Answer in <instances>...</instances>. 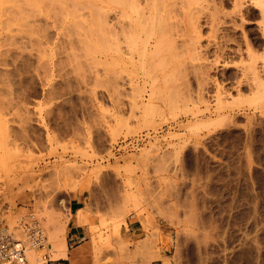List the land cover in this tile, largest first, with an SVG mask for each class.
<instances>
[{
  "label": "rangeland",
  "instance_id": "374dc122",
  "mask_svg": "<svg viewBox=\"0 0 264 264\" xmlns=\"http://www.w3.org/2000/svg\"><path fill=\"white\" fill-rule=\"evenodd\" d=\"M27 1L32 5V0H23L18 6H27ZM222 1L224 9L231 10L232 0ZM255 1L259 2L242 4L245 19L234 31L200 27L196 36L200 45L215 39L221 45L241 46L240 54L226 52L222 57L214 45L204 57L190 56V47L178 40L177 47L162 43L166 52L149 57L151 62H131L126 52L130 47L121 42L120 62L114 66L117 54L107 40V29L92 32L97 40L78 41L76 36L84 31L72 25L49 31L48 42L40 44L31 39L34 32L27 25H20L27 32L16 28L18 43L11 49L15 54L5 50L7 44L0 54V229L17 233L21 218L38 221L46 242L29 247L30 262L57 260L49 257L51 220L66 226L70 196L80 193L85 201L77 216L87 222L90 238L77 249L88 253L90 264H149L161 247L172 254L173 264H264V89L260 83L262 88L255 87L252 94L242 85L237 94L230 85L239 76L236 69L248 65L252 53L259 75L264 64L260 34L264 5L259 6L264 0ZM3 22L1 35L8 32ZM39 55L46 67L37 62ZM204 58L210 60L203 67L210 68L207 72L200 69L205 74L197 68ZM115 67L121 77L118 96L112 87ZM223 87L230 95L219 101L214 96ZM151 94L153 108L143 119L142 108L136 109L132 102H147ZM140 136L144 139L137 148L119 155L114 152L118 141ZM135 213L144 214L147 235L141 240L128 235L126 220ZM64 237L66 242L65 233Z\"/></svg>",
  "mask_w": 264,
  "mask_h": 264
},
{
  "label": "bare ground",
  "instance_id": "6f19581e",
  "mask_svg": "<svg viewBox=\"0 0 264 264\" xmlns=\"http://www.w3.org/2000/svg\"><path fill=\"white\" fill-rule=\"evenodd\" d=\"M7 4H2L5 2V0H0V26L2 27V23L3 20L6 21L5 22V26H7V29L5 26H3L6 31H8L6 34L3 33L4 35H1L2 33H0V54L2 53V49L3 48V44H7L5 49L6 51L13 53V55L15 54V52H12V48H14L17 40L16 35L14 31H16V28H19L20 25H27L30 30H32L34 32L33 37H31L30 34H28L26 37L30 36L32 40L36 41L37 43L40 42H48L47 39L49 38L48 35H50L51 30H57V31H64L66 29H68L69 27L71 28L72 25H76V26H81L83 29L81 33V35L79 34L78 36H76V38H78V41L80 39L82 40H91L94 38V36L91 37L92 32L95 30H97V28L99 29V27H101L100 29L104 28L107 29V31H109V35L110 38L107 39L108 41L111 42L112 44V48L114 49V53L117 54L116 57H114V66L117 65V63L120 62V59L118 58V53H119V48L120 45L122 44L121 42H124V44L127 45V47H130L129 50L127 48V56H128V60L131 62H135L138 61L139 63L142 62L144 60L148 61L149 57L151 59L154 58L153 55L157 56L158 53L162 51L163 48V44H167V42L171 45H174L173 47H177L176 45H178V40L181 41L180 45L184 43V45L186 44V46L189 48H186V46L184 48L188 49L189 54H191L190 56H192L194 54V56H198L201 55L203 56V54L205 55V52L208 53V47L210 45H214V51L215 53H219L220 57H222L221 55L225 54L226 52H233V53H237L240 54L241 53V46L240 47H234L231 45H228V43H225L223 45H221L220 43H218L217 41H214L215 39H213L212 43L206 44L205 46L200 45V43L198 44V40L199 38L198 35L201 33L200 32V27L203 25H208V27H210L211 30L213 31H223V30H228L229 29H238V26H242L241 23L243 22V19H245V17L243 18L242 16V11H241V7L242 4L246 3H253V2H259V1H255V0H232V3H230L232 5L231 10H225L224 6H223V1L222 0H32L31 3L32 5H30L29 1H27L28 3L26 4L27 6H24L25 3L22 6H18L21 5L23 2L20 1L18 2V0H16L18 3H16L15 0H6ZM262 1V0H261ZM22 2V3H21ZM263 2V1H262ZM225 3V2H224ZM256 3V4H257ZM255 4V5H256ZM261 4V3H260ZM1 5H3V7H1ZM6 5V6H5ZM254 5V4H253ZM263 4L259 5L261 7H263ZM5 6V7H4ZM109 6V10L105 9V7ZM244 6V5H243ZM258 6V5H257ZM258 6V7H259ZM83 7L87 8L85 10V13L87 11V14L85 16H83ZM257 7V8H258ZM18 8V9H17ZM81 9V12L78 11V9ZM79 9V10H80ZM246 9V8H245ZM259 9V8H258ZM262 9V8H261ZM264 9V7H263ZM20 10L21 12H19V14L21 13L22 18L18 15V11ZM22 10H25L24 12ZM243 10V9H242ZM260 11V9H259ZM262 11V10H261ZM260 11V13H261ZM27 16H25L23 13ZM244 12V11H243ZM246 12V11H245ZM259 13V12H258ZM262 15H264V12L261 13ZM24 15V16H23ZM244 15V14H243ZM19 16V18H18ZM23 17H26L23 19ZM264 16H261V18ZM2 21V23H1ZM262 21V20H261ZM247 22V20H246ZM249 22V21H248ZM253 24V23H252ZM255 24V23H254ZM258 24V23H256ZM19 25V26H18ZM21 25V27H23ZM76 26L74 28H76ZM0 27V30H2V28ZM20 27V30L22 29ZM263 28V25L261 26ZM24 28V27H23ZM261 28V29H262ZM44 29V31H43ZM19 30V29H17ZM19 30V32H21ZM23 30V29H22ZM43 33H41L42 31ZM73 30V29H72ZM75 30V29H74ZM264 31V28L262 29ZM262 30H260V34L261 37L264 39V32H262ZM25 30L22 31L25 32ZM41 31V32H40ZM234 31V30H233ZM4 32V30H3ZM27 32V31H26ZM70 32V31H69ZM103 32V31H102ZM212 32V31H211ZM56 33V32H55ZM61 33V32H60ZM59 33V34H60ZM63 33V32H62ZM66 33V32H65ZM68 33V32H67ZM72 33V32H71ZM79 33V31L77 32ZM108 33V32H107ZM210 33V32H209ZM19 34V33H18ZM21 34V33H20ZM70 34V33H69ZM73 34V33H72ZM101 34V33H100ZM212 34V33H211ZM210 34V35H211ZM75 35V33H74ZM93 35V34H92ZM231 35V34H230ZM23 36V35H22ZM64 36V35H63ZM70 36H72L70 34ZM197 36V37H196ZM200 36V35H199ZM223 36V34L221 35ZM225 36V35H224ZM227 36V35H226ZM225 36V37H226ZM25 36H23L24 39ZM25 37V38H26ZM30 37L29 40H30ZM75 37V36H74ZM213 37V36H212ZM216 37V36H215ZM245 37V36H244ZM21 38V37H20ZM51 38V37H50ZM68 38V37H67ZM104 38V37H103ZM107 38V37H105ZM104 38V39H105ZM71 39V38H70ZM69 39V40H70ZM74 39V38H73ZM72 39V40H73ZM197 39V40H195ZM227 39H230V37L228 36ZM49 40V39H48ZM69 40H67V42H69ZM81 40V42H82ZM94 40H97V37L95 36ZM231 40V39H230ZM7 41V42H6ZM26 41V40H24ZM58 41V40H57ZM71 41V40H70ZM74 41H77L74 39ZM102 41H104L102 39ZM198 41V42H197ZM229 41V40H228ZM20 42V41H19ZM50 42V41H49ZM95 42V41H94ZM106 42V41H105ZM104 42V43H105ZM223 42V41H222ZM18 43V42H17ZM28 43V40H27ZM32 43V42H31ZM29 45H32V44ZM64 43V42H63ZM97 43V42H96ZM101 43V42H100ZM103 43V45H104ZM121 43V44H120ZM25 44V43H24ZM23 44V45H24ZM46 44V43H45ZM59 44V43H58ZM71 44V43H70ZM98 44V43H97ZM176 44V45H175ZM14 45V46H13ZM22 45V46H23ZM36 45V44H35ZM39 45V44H38ZM43 45V44H42ZM61 45V44H60ZM59 45V46H60ZM182 45V46H184ZM251 45V44H250ZM27 46V45H26ZM25 46V47H26ZM33 46V45H32ZM2 47V48H1ZM17 47V45H16ZM21 47V46H20ZM23 46V48H25ZM29 47V46H28ZM36 46H34L33 48L36 50L35 48ZM136 47L137 50L133 51L132 48ZM180 47V46H179ZM211 47V46H210ZM249 47V46H248ZM22 48V47H21ZM20 48V49H21ZM30 48V47H29ZM40 48V46H39ZM42 48V46H41ZM40 48V49H41ZM65 48V45H64ZM63 48V49H64ZM182 48V47H181ZM251 48V47H250ZM12 49V50H11ZM15 49V48H14ZM19 49V50H20ZM28 49V48H27ZM26 49V50H27ZM32 49V48H31ZM39 49V50H40ZM45 49V47H44ZM112 49V50H113ZM121 49V48H120ZM131 49V50H130ZM134 49V48H133ZM180 48H178L179 50ZM11 50V51H9ZM18 50V48H17ZM23 50V49H21ZM42 50V49H41ZM40 50V52H41ZM165 50V49H163ZM169 50V49H168ZM177 50V48H176ZM182 50V49H181ZM185 50V49H184ZM245 50V49H244ZM6 51L4 52L3 50V54L6 53ZM25 51V50H24ZM30 50L28 49L26 52H29ZM45 51V50H44ZM170 51V50H169ZM183 51V50H182ZM187 51V50H186ZM212 51V50H211ZM20 52V51H19ZM113 52V51H112ZM123 52V51H122ZM121 54H125L122 53ZM166 52V51H165ZM165 52H163L162 54H164ZM168 52V51H167ZM171 52V51H170ZM251 52V51H250ZM12 57V54H10ZM169 53V52H168ZM210 53V52H209ZM247 53V52H246ZM245 53V54H246ZM249 53V52H248ZM22 54V53H21ZM49 54V53H48ZM47 54V55H48ZM58 54V53H57ZM120 54V53H119ZM160 54V53H159ZM161 54V55H162ZM170 54V53H169ZM198 54V55H195ZM5 55V54H4ZM6 55H8V53H6ZM8 55V56H9ZM18 55V54H17ZM35 55V54H34ZM159 55V56H161ZM173 55V54H172ZM219 55L215 54L214 57H219ZM254 54L252 53V56ZM259 55V54H257ZM3 56V55H2ZM1 56V57H2ZM28 56V55H27ZM31 56V55H30ZM126 56V54H125ZM153 58H152V57ZM167 56V55H166ZM181 56V55H180ZM193 56V57H194ZM251 57V60H253L255 58ZM10 57V56H9ZM23 57V56H22ZM25 57V55H24ZM204 57V56H203ZM211 57V56H210ZM212 58L213 60L215 58ZM228 57V56H227ZM230 57V56H229ZM31 58V57H30ZM58 58V57H57ZM56 58V59H57ZM125 58V57H124ZM173 58V57H172ZM179 58V57H176ZM181 58H183L181 56ZM192 59V57H190ZM200 58V57H199ZM202 58V57H201ZM7 59V58H5ZM16 59V58H15ZM18 59V58H17ZM149 59V60H151ZM180 59V58H179ZM197 59V58H196ZM203 59V58H202ZM206 58H204L203 61H200L197 63V68L200 70L201 68L205 67L206 64L208 63V58L207 60H205ZM256 59V58H255ZM12 60V59H11ZM43 60V61H42ZM44 57L42 58V55H39L37 58V62L38 63H42L44 62ZM111 60V59H110ZM123 60V59H122ZM161 59H159V62L161 63L162 61H160ZM175 60V59H174ZM216 60V59H215ZM213 62V64L215 62H218L217 60ZM220 60V59H219ZM249 62V64L247 65H242V68H239L238 66H236V75L239 74V76H237V78H235L236 80L232 82V84H230L232 86V89H235L238 93L240 92L241 86L245 85L246 87H248L250 92L251 90H253L255 87L257 88L260 83L261 85H263V89H264V64L261 65L262 69H261V73L260 76L255 69V63L253 65V61ZM0 61H3L2 59H0ZM47 61V60H46ZM59 60H57L58 62ZM113 61V59H112ZM116 61V63H115ZM167 61V59H166ZM189 61V60H188ZM226 61V60H225ZM232 61V60H231ZM235 61V60H233ZM264 61V60H262ZM13 62V61H12ZM23 62V61H22ZM111 62V61H110ZM151 62V61H148ZM153 62V60H152ZM156 62V61H155ZM154 62V63H155ZM172 62V61H171ZM179 62V61H178ZM220 62V61H219ZM1 63V62H0ZM6 63V61H5ZM10 63V62H9ZM17 63V62H16ZM15 63V64H16ZM40 63V64H41ZM167 65L169 62H166ZM182 63V62H181ZM186 63V61H185ZM191 63V61H190ZM241 63V61H240ZM7 64V63H6ZM11 64V63H10ZM40 65L41 67L44 66ZM49 64V63H48ZM146 64V63H145ZM153 64V63H152ZM156 64V63H155ZM176 64V63H175ZM184 64V63H183ZM189 64V62H188ZM192 64V63H191ZM209 64V63H208ZM216 64V63H215ZM229 63H227L226 65H228ZM231 64V63H230ZM236 64V63H235ZM2 65V64H0ZM24 65V62H23ZM119 65V64H118ZM147 65V64H146ZM182 65V64H181ZM187 65V64H186ZM225 65V63H224ZM225 65V66H226ZM260 65V64H259ZM20 66V65H19ZM25 66V65H24ZM27 66V65H26ZM30 66V65H29ZM39 66V65H38ZM159 66V65H158ZM171 66V64H170ZM1 67V66H0ZM14 67V65H13ZM28 67V66H27ZM46 67V66H44ZM48 67V66H47ZM151 67V66H150ZM165 67V64H164ZM163 67V68H164ZM174 67V66H173ZM192 67V65H191ZM214 67V66H213ZM222 67V66H221ZM224 67V66H223ZM3 68V67H1ZM26 68V67H25ZM37 68V66H36ZM160 68V67H159ZM179 68V67H178ZM190 68V67H188ZM187 68V69H188ZM225 68V67H224ZM6 69V68H5ZM18 69V68H17ZM40 69V68H39ZM154 72H155V68ZM176 69V68H173ZM182 69V68H181ZM185 69V68H184ZM186 69V70H187ZM193 69V68H192ZM191 69V70H192ZM208 69V68H207ZM207 69L205 70V68H203V70H205L207 72ZM210 69V68H209ZM208 69V70H209ZM3 70V69H2ZM0 69V74L2 73V71ZM150 70V69H149ZM179 70V69H178ZM195 70V69H194ZM198 70V71H199ZM200 70L202 73H204L205 71ZM239 70V71H237ZM22 71V70H21ZM38 71V69H37ZM112 71V79H113V85L112 87L114 88L113 92L114 94L117 95V92L119 93L120 90V83H119V78L120 77V69H116V67L114 68V70ZM157 71V70H156ZM174 71V70H173ZM183 71V70H180ZM179 71V73L181 74V72ZM199 71V72H200ZM5 72V70H4ZM45 72V71H44ZM148 72V71H147ZM161 72V71H160ZM166 72V71H165ZM33 73V72H31ZM40 72H38L39 74ZM46 73V72H45ZM111 73V72H110ZM149 73V72H148ZM151 73V72H150ZM156 73V72H155ZM154 73V74H155ZM168 72H166L167 74ZM196 73V72H195ZM249 73H251V75L253 74V76H250ZM5 74V73H4ZM19 74V73H18ZM145 74V73H144ZM153 74V75H154ZM166 74L164 76H166ZM174 74V73H173ZM205 74V73H204ZM233 74V73H232ZM7 75V74H6ZM11 75V74H10ZM24 75V73H23ZM33 75V74H32ZM42 75V73H41ZM146 75V74H145ZM179 75V74H178ZM194 75V74H193ZM202 75V76H201ZM234 75V74H233ZM34 76V75H33ZM36 76V75H35ZM148 76V75H146ZM150 76V75H149ZM155 76V75H154ZM163 76V75H162ZM161 76V77H162ZM180 76V75H179ZM177 76V77H179ZM197 76V74H196ZM200 78H202V80H205L204 82H207V77L203 76V74L200 73ZM0 77H2L0 75ZM23 77V76H22ZM25 77V76H24ZM41 77V76H40ZM182 77H185L182 76ZM194 77V76H193ZM199 77V76H198ZM43 78V77H42ZM155 78V77H154ZM164 78V77H163ZM189 78V77H188ZM6 79V77H5ZM25 79V78H24ZM40 79V78H39ZM44 79V78H43ZM111 79V80H112ZM156 79V78H155ZM184 79V78H183ZM187 79V78H186ZM232 79H234L232 77ZM261 79V80H258ZM3 80V77L0 81ZM27 79H25L26 81ZM110 80V81H111ZM129 80V79H128ZM132 80V79H131ZM144 80V79H143ZM153 80V77H152ZM172 80V79H171ZM196 80V79H195ZM230 80V79H229ZM8 81V80H7ZM121 81V80H120ZM157 81V80H156ZM185 81V80H184ZM130 82V80H129ZM132 82V81H131ZM140 82V81H139ZM146 82V81H145ZM198 82V81H195ZM203 82V83H204ZM212 82V81H211ZM3 83V82H2ZM152 82L150 81V84ZM169 83V82H168ZM202 84V83H201ZM228 84V83H227ZM122 85V84H121ZM155 85V84H154ZM164 85V84H163ZM168 85V84H167ZM172 85V84H171ZM204 86H207V84L205 85V83L203 84ZM260 85V86H261ZM7 86V84H6ZM10 86V85H9ZM156 86V85H155ZM153 87L152 85L150 86L151 88H160L158 86ZM259 86V87H260ZM28 87V86H27ZM122 87V86H121ZM131 87V86H130ZM138 87V86H137ZM258 87V88H259ZM5 88V87H3ZM134 88H136V85L134 86ZM205 88V87H204ZM226 88V87H225ZM225 88L223 87V89L221 90V88L219 89L220 92L215 93L216 98H221L222 96L227 97L228 95H230L229 91L230 90H225ZM229 88V87H228ZM231 88V87H230ZM244 88V87H242ZM262 88V87H260ZM28 89V88H27ZM125 89V88H124ZM133 89V86L131 88V91ZM165 90V88H163ZM167 89V88H166ZM170 89V88H169ZM3 90V89H2ZM122 90V89H121ZM161 90V88H160ZM211 90V89H210ZM216 90V89H215ZM244 90V89H243ZM242 90V91H243ZM257 90V89H255ZM259 90V89H258ZM257 90V91H258ZM117 91V92H116ZM135 91V90H134ZM163 91V90H161ZM136 92L137 89H136ZM135 92V93H136ZM152 92V90H151ZM157 92V91H156ZM200 92V90H199ZM252 92V91H251ZM250 92V93H251ZM264 92V91H261ZM134 93V92H133ZM141 93V92H140ZM155 93V92H154ZM249 93V94H250ZM234 94V93H233ZM248 94V95H249ZM254 94V90L253 93ZM259 94V92L257 93ZM138 95V94H137ZM140 95V94H139ZM150 95V94H149ZM202 95V94H201ZM232 95V94H231ZM155 96V95H153ZM240 96V95H238ZM237 96V97H238ZM137 97V96H136ZM143 97V96H142ZM223 97V98H225ZM231 97V96H230ZM236 96H234L235 98ZM242 97V96H241ZM117 98V100L119 99V97H115ZM135 98V97H134ZM149 98V99H148ZM148 101L145 102L141 100L139 101L138 99L133 100L132 105L133 107L135 106L136 109L137 107L142 108V112H143V116L142 118L148 116L149 112L147 113V111H149L148 109L151 110V107L153 108L152 105V94L151 97L148 96ZM151 98V99H150ZM154 98V97H153ZM219 98V101H220ZM133 99V98H132ZM156 99V97H155ZM230 99V98H229ZM244 99V98H243ZM116 100V101H117ZM225 100V99H224ZM131 101V100H130ZM217 101V99L215 100ZM218 101V102H219ZM222 101V100H221ZM119 102V101H118ZM229 102V101H228ZM130 103V102H129ZM154 103V102H153ZM162 103V102H161ZM226 104V103H225ZM251 104V103H250ZM120 105V103H119ZM155 105V104H154ZM158 105V104H156ZM4 106V105H2ZM131 107V105H130ZM229 107V106H228ZM224 108V107H223ZM208 109V108H207ZM221 109V108H220ZM232 109V108H230ZM228 110V109H227ZM232 111V110H231ZM136 112V111H135ZM151 112V111H150ZM133 113V112H132ZM230 113V112H229ZM227 116V115H226ZM210 117V116H209ZM221 117V116H220ZM219 117V118H220ZM223 117V116H222ZM221 117V118H222ZM143 118V119H144ZM220 118V119H221ZM216 119V118H215ZM214 119V120H215ZM142 121V120H141ZM216 121V120H215ZM143 122V121H142ZM205 122V121H204ZM207 122V121H206ZM218 122V121H216ZM196 124V123H195ZM201 125V123H200ZM206 125V124H205ZM198 126V124L196 125ZM195 129V127H194ZM1 134V133H0ZM80 216V215H79ZM51 220V219H50ZM50 223V221H49ZM54 223H57L56 225ZM51 225H53L54 227H52L51 230V236H52V244L50 247V251L52 250L51 256H49L51 259H59L61 257H66L67 256V246H66V242H65V237H64V233H66V226L64 224L63 221H58V222H54V220H51ZM116 228V227H115ZM2 229V228H1ZM28 247H32L31 245L27 244ZM125 245V244H124ZM122 245V246H124ZM154 253V252H153ZM164 255V254H163Z\"/></svg>",
  "mask_w": 264,
  "mask_h": 264
},
{
  "label": "crops",
  "instance_id": "0c3cea01",
  "mask_svg": "<svg viewBox=\"0 0 264 264\" xmlns=\"http://www.w3.org/2000/svg\"><path fill=\"white\" fill-rule=\"evenodd\" d=\"M84 197L80 193L71 194L69 199V211L71 217L66 223V242L69 245L67 249V256L61 257L57 260L50 261L48 264H90L87 261L88 253L86 251L77 249L81 245H84L89 238L90 232L87 222L80 219L78 212L84 208ZM144 215V214H142ZM140 214H131L127 218L126 224L129 229L128 235L133 240L144 239L147 232L143 229V216ZM162 231L163 228H160ZM164 254V255H163ZM149 264H173L172 254L164 247L155 253L154 257L150 260Z\"/></svg>",
  "mask_w": 264,
  "mask_h": 264
},
{
  "label": "built area",
  "instance_id": "2783aa9c",
  "mask_svg": "<svg viewBox=\"0 0 264 264\" xmlns=\"http://www.w3.org/2000/svg\"><path fill=\"white\" fill-rule=\"evenodd\" d=\"M144 136L133 139H122L114 144L113 150L116 154L124 153L137 148ZM16 233L9 229H0V264H48L49 260L37 259L30 262L27 258L28 245L40 246L46 242V236L35 218L25 221L21 218L18 221Z\"/></svg>",
  "mask_w": 264,
  "mask_h": 264
}]
</instances>
